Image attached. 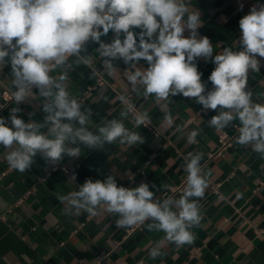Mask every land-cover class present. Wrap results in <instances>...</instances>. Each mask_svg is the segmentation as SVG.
Listing matches in <instances>:
<instances>
[{
	"label": "crops",
	"instance_id": "0c3cea01",
	"mask_svg": "<svg viewBox=\"0 0 264 264\" xmlns=\"http://www.w3.org/2000/svg\"><path fill=\"white\" fill-rule=\"evenodd\" d=\"M186 3L200 12L199 36L208 37L213 46V58L195 61L206 94L213 89L209 77L215 68L214 56L226 47L243 50L239 45V21L253 6L264 4V0H186ZM132 30L139 43L141 29ZM188 35L186 30L184 36ZM114 38L110 30L101 36V42L111 43ZM85 49L82 55L92 56L93 62L77 64L76 57L70 58L67 83L75 98L85 95L81 111L90 110L88 129L97 133L105 121L123 119L124 126L138 132L143 142L128 146L115 141L97 149L71 145L80 147L79 156L63 154L60 162L77 172L74 180L60 171L50 172V163L39 153L25 172L12 169L1 176L9 165L5 159L7 150L0 146V264H264V157L250 145L236 142L221 155L208 158L218 135L232 133L233 125H239L238 119L217 130L209 126V120L218 110L203 109L195 98L182 94L159 102L154 95L145 98L143 88L137 85L138 91H133L126 79L125 73L134 71L129 64L114 60L117 70L109 76L103 67L104 58L99 55V43L89 41ZM257 58L261 60L260 71L249 72L246 90L253 93L254 103L264 104V58ZM134 63L143 69L149 66L143 59ZM59 74L61 69L51 72L53 76ZM97 76L108 84L88 89L96 83ZM13 78L9 58H5L4 66L0 67V92L4 86L16 90ZM32 91L34 97L21 103L13 100L0 112V118L9 127L13 108L25 123L45 122V100L38 89ZM119 95L127 97L141 114L146 113L160 138L141 125L136 127L129 114L127 118L121 117L126 108L121 105ZM199 110L201 113L197 115ZM168 114L172 116V124L165 120ZM192 117L194 121L189 122ZM193 130L199 131L197 143L189 144L187 135ZM40 131L46 134L48 125ZM197 151L203 154L201 167L208 187L203 198L198 199L202 219L191 229L195 238L181 247L165 241L156 259L149 257V250L165 234L149 231L147 223L151 221L128 232L129 228H117V214L106 211L97 216L86 212L67 214L66 204L58 199L59 195L77 191L88 179L104 181L111 175L118 187L135 188L147 183L155 198L161 200L162 191L179 185L186 176L185 156ZM216 183L220 185V199L211 192ZM29 189L32 193L17 205ZM182 195H176L175 199ZM72 231L75 233L70 236Z\"/></svg>",
	"mask_w": 264,
	"mask_h": 264
},
{
	"label": "clouds",
	"instance_id": "9594fccd",
	"mask_svg": "<svg viewBox=\"0 0 264 264\" xmlns=\"http://www.w3.org/2000/svg\"><path fill=\"white\" fill-rule=\"evenodd\" d=\"M201 24L200 12L191 9L186 0H0V67L9 58L16 89L12 97L17 103L24 102L34 97L32 90L36 88L47 113L43 124L25 123L16 116V108L10 117L12 127L0 118V146L7 150L8 165L23 173L37 153L55 165L63 154L79 156L80 147L71 145L97 149L115 141L128 146L143 142L138 132L124 126L123 119L105 121L97 133L88 129L90 110L81 111V102L70 94L67 81L70 58L76 57L77 64L93 62L92 56L82 55L89 41L99 43V55L109 76L117 70L113 61L123 60L134 69L125 73L132 90L141 86L145 98L154 95L157 102L178 94L195 98L203 109L218 110L209 120V126L217 130L238 119L236 142L250 145L264 157V104L254 103L253 93L246 90L249 72L260 71L257 57L264 58V4L253 6L239 21L243 50L226 47L214 56L215 68L209 77L213 89L206 94L195 61L213 58V46L208 37L199 36ZM133 28L141 29L139 43ZM110 30L114 40L101 42V36ZM141 59L147 61V69L134 63ZM55 69H61V74L51 75ZM120 100L129 103L123 95ZM129 111H122L121 117L127 118ZM145 118L146 113L135 116V126L143 124ZM165 120L173 122L170 114ZM45 125L46 134L40 131ZM198 135V130L189 132L187 142L197 143ZM202 159L198 151L185 156L186 186L178 199H156L147 183L118 187L111 175L104 181L88 179L77 191L58 199L66 204L67 214H117V228L151 221L147 223L149 231L165 234L149 250V257L156 259L165 241L181 247L195 238L191 229L202 219L198 199L208 187Z\"/></svg>",
	"mask_w": 264,
	"mask_h": 264
},
{
	"label": "built area",
	"instance_id": "2783aa9c",
	"mask_svg": "<svg viewBox=\"0 0 264 264\" xmlns=\"http://www.w3.org/2000/svg\"><path fill=\"white\" fill-rule=\"evenodd\" d=\"M108 84L101 76H97L96 78V83L93 86L88 87V89H95L98 86L101 85H105ZM12 92L8 90L5 86L3 87V89L0 92V112L7 107V105L13 101V97H12ZM121 95H119L120 97ZM127 98V97H126ZM78 100V102L83 103L85 101V95H81L79 97L76 98ZM120 103L122 106H124L126 108V110H129V115L134 119L135 116L140 115L141 113L137 110V108L131 104H125L120 100ZM201 113V110H199L197 112V115H199ZM195 119V117H192L190 119L189 122H193ZM141 126L145 127L154 137H161L160 132L158 131V129H156L154 126L151 125V123L147 120V118L144 119V123L141 124ZM238 127L239 125H233V132L232 133H227V132H222L220 135H218L217 138V144L216 147L208 154V158H212L215 156H219L221 155L224 151L228 150L229 148H231L237 141V137H238ZM252 148V147H251ZM148 163V161H147ZM202 168V167H201ZM12 168L9 166L2 174L1 176H5L9 171H11ZM54 171H60L63 174L67 175L69 178L72 179V177H77V172L72 171L71 169H69L66 165H64L63 163H61L60 161L53 165L50 164V172H54ZM48 176V174L46 175ZM187 176V173H186ZM186 176L183 178V180L181 181V183L177 186H170L167 189H165L164 191H162L160 193V197L161 200L168 198V197H173L175 198L176 195H180L181 193H183V187L186 186ZM44 178H41V180H43ZM219 184H213L211 186V192L218 198H222V195L219 191ZM32 193V189L27 190L23 197H21L16 204H21V202L24 200L25 197H27L29 194ZM141 226V225H140ZM140 226H134L129 228L127 231L131 232L133 231L135 228H139ZM75 233V231H72L70 236H72ZM61 245H63L64 243L61 242Z\"/></svg>",
	"mask_w": 264,
	"mask_h": 264
}]
</instances>
